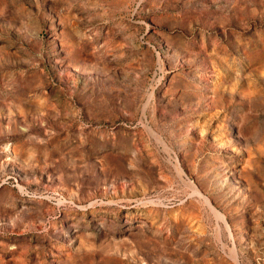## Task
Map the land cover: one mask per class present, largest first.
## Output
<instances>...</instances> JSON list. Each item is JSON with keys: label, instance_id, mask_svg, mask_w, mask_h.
<instances>
[{"label": "rangeland", "instance_id": "obj_1", "mask_svg": "<svg viewBox=\"0 0 264 264\" xmlns=\"http://www.w3.org/2000/svg\"><path fill=\"white\" fill-rule=\"evenodd\" d=\"M0 264H264V0H0Z\"/></svg>", "mask_w": 264, "mask_h": 264}, {"label": "bare ground", "instance_id": "obj_2", "mask_svg": "<svg viewBox=\"0 0 264 264\" xmlns=\"http://www.w3.org/2000/svg\"><path fill=\"white\" fill-rule=\"evenodd\" d=\"M229 132V126L225 128V134H227Z\"/></svg>", "mask_w": 264, "mask_h": 264}]
</instances>
